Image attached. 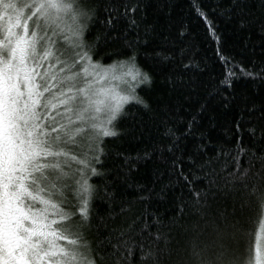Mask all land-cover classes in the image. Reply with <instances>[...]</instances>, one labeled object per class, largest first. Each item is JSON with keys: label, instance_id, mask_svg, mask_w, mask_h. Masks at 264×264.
<instances>
[{"label": "snow or ice", "instance_id": "snow-or-ice-1", "mask_svg": "<svg viewBox=\"0 0 264 264\" xmlns=\"http://www.w3.org/2000/svg\"><path fill=\"white\" fill-rule=\"evenodd\" d=\"M193 7L218 79L174 0H0V264H264V0Z\"/></svg>", "mask_w": 264, "mask_h": 264}, {"label": "trees", "instance_id": "trees-1", "mask_svg": "<svg viewBox=\"0 0 264 264\" xmlns=\"http://www.w3.org/2000/svg\"><path fill=\"white\" fill-rule=\"evenodd\" d=\"M199 3L202 4L205 9L209 4L212 3V0H174L175 8L173 11V16L175 18H182L184 23L189 26L191 32V42L196 46V56L197 59H202L204 63L207 65L208 73L211 74V79L220 78L224 71L225 66L223 62L219 59V57L215 53V49L217 48V43L213 37L209 34V31L202 21V19L197 15L193 5ZM210 19L214 20V22L218 25L219 33L222 35L224 52L227 55L228 53H232L236 56L237 61L240 60L239 49L243 47L244 41V33L241 32L237 26L234 24L226 22L223 17L219 16H210ZM158 23H164V17H160ZM106 63L110 64L112 61H106ZM235 88L237 91H258L257 88H254L247 80L241 78L234 81ZM139 91V90H138ZM143 93H141L142 95ZM154 98V97H153ZM235 112L225 113L223 119L231 120ZM208 122V117L205 116L203 120H201L202 125H206ZM226 134V126L221 123V125L214 132V142L216 143V147L219 148L221 146V142L223 141ZM228 136H232V133L228 132ZM155 138V134L152 137H149L144 143L136 145L135 147L143 148L147 144L151 143V141ZM130 149L131 145H127ZM227 166L229 161H221ZM151 176V168H142L140 172L137 174L138 180H147ZM94 180L96 178H93ZM99 210L103 214L104 206L99 205ZM136 211L142 213L145 217H149L155 215L157 213L160 214H170L173 209L170 205L159 204L157 202H150L149 204L137 205ZM258 229V224L255 225Z\"/></svg>", "mask_w": 264, "mask_h": 264}, {"label": "rangeland", "instance_id": "rangeland-1", "mask_svg": "<svg viewBox=\"0 0 264 264\" xmlns=\"http://www.w3.org/2000/svg\"><path fill=\"white\" fill-rule=\"evenodd\" d=\"M121 71H122V70L118 68V69L116 70V74H117V75H120ZM106 86L116 87L117 90H121V89H123V88L126 87V86L123 84V82H122L121 80L110 81L109 84L106 85Z\"/></svg>", "mask_w": 264, "mask_h": 264}]
</instances>
